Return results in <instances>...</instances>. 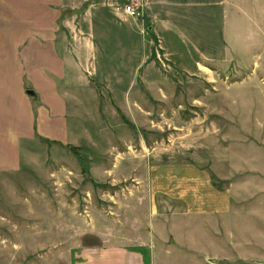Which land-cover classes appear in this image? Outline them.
<instances>
[{
    "label": "rangeland",
    "instance_id": "obj_1",
    "mask_svg": "<svg viewBox=\"0 0 264 264\" xmlns=\"http://www.w3.org/2000/svg\"><path fill=\"white\" fill-rule=\"evenodd\" d=\"M78 1L62 18L76 27L64 30L70 42L91 38L102 103L74 89L88 149L43 152L33 174L46 203L20 179L0 187V264H69L71 249L125 241L150 243L154 264H264V0H158L160 12L146 0L107 11ZM90 11L95 28L82 32ZM134 161L135 176H115ZM171 163L230 189L232 211L192 215L153 195L146 167Z\"/></svg>",
    "mask_w": 264,
    "mask_h": 264
},
{
    "label": "crops",
    "instance_id": "obj_2",
    "mask_svg": "<svg viewBox=\"0 0 264 264\" xmlns=\"http://www.w3.org/2000/svg\"><path fill=\"white\" fill-rule=\"evenodd\" d=\"M116 3L97 0L93 8L107 11ZM75 7H79L77 0H0V187L15 188L9 179H20V185L32 190L39 205L46 203L38 193L45 182L34 179L33 172L43 152L51 150L53 156H60L88 147L83 137L89 136L88 131L82 128L81 134L82 126L73 121L76 116L81 118L76 111L83 105L74 89L82 88L87 93L85 100L95 102L97 107L102 103L90 86V78L98 74L95 66L91 67V38L78 40L82 44L70 42L65 32L76 27L69 19L62 21L64 13ZM144 7L151 12L162 10L158 0H146ZM92 13L80 22L82 32L84 26L95 28ZM96 114V133H103L104 120L98 110ZM130 164L127 170L118 167L115 176H135L136 162ZM145 171V182L153 195L182 204L192 215H227L233 209L231 190L218 189L211 175L198 165L171 163L146 167ZM12 194L16 196V190L11 193L14 199ZM13 201L4 200L7 204ZM125 242L71 249L69 264H154L150 243Z\"/></svg>",
    "mask_w": 264,
    "mask_h": 264
},
{
    "label": "built area",
    "instance_id": "obj_3",
    "mask_svg": "<svg viewBox=\"0 0 264 264\" xmlns=\"http://www.w3.org/2000/svg\"><path fill=\"white\" fill-rule=\"evenodd\" d=\"M124 12H125V14H127L128 16H130L132 18H138L141 15L140 11H138L137 9H135L132 6H127L125 8Z\"/></svg>",
    "mask_w": 264,
    "mask_h": 264
}]
</instances>
